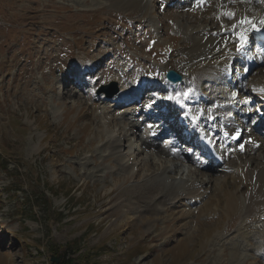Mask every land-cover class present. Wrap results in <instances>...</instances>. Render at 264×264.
Instances as JSON below:
<instances>
[{
    "label": "rangeland",
    "instance_id": "1",
    "mask_svg": "<svg viewBox=\"0 0 264 264\" xmlns=\"http://www.w3.org/2000/svg\"><path fill=\"white\" fill-rule=\"evenodd\" d=\"M115 1L0 0V264H51L52 255L71 252L69 241L88 264H264V216L245 218L246 203L241 212L229 206L244 197L241 165L259 167L264 148L233 157L210 179L188 170L189 178L210 180L200 201L182 195L157 214L141 206L124 216L123 188L159 168L158 158L135 148L128 109L90 88L157 81L163 64L184 72L190 43L175 21L219 33L221 20L197 0H149L145 8ZM92 60L101 64L80 68ZM67 73L82 74V84ZM263 76L264 65L248 84ZM36 193L39 204H26L25 214L26 197ZM235 242L239 258L231 255Z\"/></svg>",
    "mask_w": 264,
    "mask_h": 264
},
{
    "label": "bare ground",
    "instance_id": "2",
    "mask_svg": "<svg viewBox=\"0 0 264 264\" xmlns=\"http://www.w3.org/2000/svg\"><path fill=\"white\" fill-rule=\"evenodd\" d=\"M116 1L122 6H130L133 8H145L149 3V0ZM196 2L200 5L199 7L209 11L208 18L211 13L213 18L219 21L221 20V27L220 29L217 28L219 29V33L215 28L213 29V27H208L203 24L193 27L192 29H187L181 21H175L177 26L179 25V27H182L190 43L189 47L184 50L182 49V58L186 61H183L185 64L183 65L184 67L182 66V71H184V77L186 78L184 81L186 87H195V91L191 93L193 96L187 99L190 107L186 106L183 109L176 108L174 110H177V113L183 114V112H187L186 109L188 111L193 109L191 112L195 115L200 114L205 121L213 115L217 117L218 121L223 117L228 119L230 112L237 111L236 103L247 89L252 87L253 95L257 94L256 96L259 97L264 96V78L252 81L251 87H247V85L244 84V81L247 80L245 78L246 63L244 59L249 57L250 53L247 47H241V49L238 50L242 42H248L249 37L254 35L250 27H253L256 23L264 25V2H261V0H197ZM227 13H233L234 18H229ZM243 30H245V34L242 35ZM230 32H234V34H230ZM216 33H218L220 37L215 36ZM253 57L257 62L264 60L263 54L260 57L259 55L257 57L253 55ZM92 64L97 65L98 61L96 60ZM234 65L238 70H243V73L240 72V77L236 84L231 83L236 78L231 77L230 74ZM167 68L168 65H162L160 67L161 74L159 78L161 80L167 81L165 77ZM80 70L83 72L82 69ZM168 83L174 87L181 84ZM123 87H125V85H123ZM140 89L141 87H136L137 91ZM136 90H134V88L125 87L122 93L120 92V94H118L117 98H121L122 101H125L126 99L134 97L138 93ZM186 90L188 91V88H186ZM188 92L190 93V91ZM216 102H218V106ZM244 103L247 104L246 101H244ZM246 118L247 116H241L240 113L239 120H241L242 123H239V126H235L239 127V129L242 128V125L246 122ZM229 120L234 121L233 118ZM245 130V136L254 137V142L250 143L248 140L242 143L243 147L249 149L248 152L244 153V156L246 158L249 156H256L263 150L264 140L261 146L257 148L256 143L261 142L263 138L255 132V129H252V131L248 129ZM118 140L119 139L115 138L113 142L114 145L112 144L117 150L121 148V143H118ZM128 148L129 156L134 157V146L130 145ZM154 154L157 155L158 161H156V163H158L160 167L158 166L159 168H155V170L145 174L142 179L133 181L123 188V194L128 196V200L126 203L124 202L120 208L128 206V209L126 208V211H124V216H126V218H131L136 208L141 206L146 207L150 214H157L161 208L163 209L166 206H170V204L179 203L182 195L183 197H188L190 200L195 199V201H200V199L204 197L205 191L203 190V186L207 182H210L209 177L213 176L210 171H204L201 168H193L192 165H196L197 163L186 155H183L184 163L179 162L180 160H177L179 156H169L168 152L161 149V147L160 149H154L148 159H151ZM121 160L128 161L131 160V158L125 155L121 157ZM135 166L136 165H132L131 163L126 164L125 169H127L126 174L128 177L133 175V173L135 174V171L132 172L131 170ZM214 168H216V166ZM240 168L241 174L246 181L244 197L241 202L240 199H236L229 206L232 210L236 209L240 211V204L243 203V205H245L246 203L245 218L251 216L255 218L262 217L264 216V159L259 163V167H251L248 164H242ZM188 170L200 173L202 177L206 176L209 179L206 178L197 181L193 179V176L189 178L185 174L190 173ZM178 175L181 177L178 178ZM263 235L264 234H262L260 238ZM263 239L264 238H262V240ZM238 245L239 244L236 245L235 242L233 247L230 246L232 247L231 255L235 258H239L240 256V248Z\"/></svg>",
    "mask_w": 264,
    "mask_h": 264
},
{
    "label": "trees",
    "instance_id": "3",
    "mask_svg": "<svg viewBox=\"0 0 264 264\" xmlns=\"http://www.w3.org/2000/svg\"><path fill=\"white\" fill-rule=\"evenodd\" d=\"M8 165H9V162L7 160L4 161L3 166L8 167ZM38 196H39V194L36 193L35 194L36 198L32 199L29 196L26 197L25 202L23 203V206H22L23 212L26 211L25 214H28V212H29L31 215V210L28 211L26 204L30 203L31 204L30 207H33V208H35V206L39 204V200H36L38 198ZM73 242L69 241V243L67 244L69 251H71V252L65 251L64 257L61 258L59 262H53L51 264H88V263L84 262V258L86 256L85 253L79 254L78 251L80 250V247L77 246L76 243L74 245ZM38 264H40V263H38Z\"/></svg>",
    "mask_w": 264,
    "mask_h": 264
},
{
    "label": "water",
    "instance_id": "4",
    "mask_svg": "<svg viewBox=\"0 0 264 264\" xmlns=\"http://www.w3.org/2000/svg\"><path fill=\"white\" fill-rule=\"evenodd\" d=\"M167 77L170 78L171 80H175V81H178V80H181L182 79V75L174 70V69H171L167 72ZM116 90L114 89L113 91H110L109 94H113ZM63 256V253H61L60 255L56 256V255H52L51 256V261L52 262H59L60 259L62 258Z\"/></svg>",
    "mask_w": 264,
    "mask_h": 264
},
{
    "label": "snow or ice",
    "instance_id": "5",
    "mask_svg": "<svg viewBox=\"0 0 264 264\" xmlns=\"http://www.w3.org/2000/svg\"><path fill=\"white\" fill-rule=\"evenodd\" d=\"M261 2H264V0H261ZM229 18H234V14L233 13H227Z\"/></svg>",
    "mask_w": 264,
    "mask_h": 264
}]
</instances>
